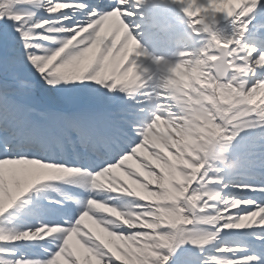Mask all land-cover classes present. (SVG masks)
<instances>
[{
	"label": "snow or ice",
	"instance_id": "obj_1",
	"mask_svg": "<svg viewBox=\"0 0 264 264\" xmlns=\"http://www.w3.org/2000/svg\"><path fill=\"white\" fill-rule=\"evenodd\" d=\"M68 2L79 7L52 10L54 4ZM170 5L187 18L193 46L201 37H208L211 43V33L204 31L202 23H196L204 14H195L207 0H0V220L37 185L60 182L65 176H84L94 185L99 175L119 167L138 150L144 139L143 129L152 119L145 99L149 88L134 93L129 83L135 75L146 79L145 70L163 58L160 49L174 37L185 35L175 33L168 14ZM233 19L216 16L217 23L227 22L212 29L216 38L223 39L221 30L237 28ZM238 23L248 25L241 44L255 48L252 59L264 54V0H256ZM88 25H94L86 33L91 37L90 46L60 55L65 41L75 32L49 29ZM130 45H135L131 55ZM85 73L87 78L82 79ZM258 80H264V68L248 81V87ZM21 82H28V86ZM38 88L75 97L80 104L75 108L35 107L28 98ZM216 123L226 129L222 146L230 158L237 157L234 148L249 134L254 137L249 145L248 180L237 182L241 163L232 171L219 165L208 170L205 165L187 196L211 190L215 198L204 197L195 209L181 200L179 207L185 209L182 219L156 228V245L138 257L141 264H264V224L253 233L257 242L247 246L221 243V236L225 230L253 227L229 224L227 220L213 224L203 219L218 213L234 218L260 213L264 219V124L234 128L221 117ZM202 184L207 189H202ZM36 191L39 194L40 189ZM95 199L88 190L81 198L62 195L60 200L45 198L43 203L37 195L29 208L38 210L47 222L39 221L26 230L0 226V264H57L69 248L76 252L72 242L77 230L85 231L89 217L99 216L89 207V201ZM205 201L210 207L203 208ZM237 201V206L229 207ZM108 227L124 235L148 231ZM49 231L52 235L44 244L23 246L30 250L21 251L18 242L37 240L35 234ZM80 240L92 247L90 239L81 236ZM67 259L74 264L73 256ZM105 259L107 264H118L112 256Z\"/></svg>",
	"mask_w": 264,
	"mask_h": 264
},
{
	"label": "bare ground",
	"instance_id": "obj_2",
	"mask_svg": "<svg viewBox=\"0 0 264 264\" xmlns=\"http://www.w3.org/2000/svg\"><path fill=\"white\" fill-rule=\"evenodd\" d=\"M245 1L246 0H207V5L200 7L203 9L202 13L204 14L201 18L204 22H209L211 20L215 21L217 15L232 17L233 15L230 16L229 14L237 10L236 17L240 21L242 17L245 16L242 10L245 8V5H247ZM156 2L160 3V0H156ZM56 4L58 5V3ZM56 4L53 6H56ZM200 8H198L196 15L201 14ZM116 19L118 20V17ZM224 22L227 23L226 21ZM245 25L247 24L243 23L238 25L234 31H228V35L223 39L217 38L206 45L205 53L210 49L217 50L222 42H224V44L221 45L219 56L213 65L214 71L220 75L222 79L229 74L230 68L236 70L239 68L245 71L250 69L248 64L251 63L249 59L253 53L252 48L241 44V42L237 43L238 39L240 40L245 32L243 31ZM69 45L75 49L77 45L81 47L90 46L89 42L86 40H74L71 41ZM197 45L201 48L203 44L198 43ZM233 45H235V47H233ZM132 46L135 52V45ZM132 46H129V55L133 52ZM237 60L243 61L245 65L239 66V63L236 64ZM258 61L259 60L256 59L253 62L255 66H257ZM202 62L205 63L206 60L203 59ZM145 63L148 62L145 61ZM255 68L258 67H254V69ZM177 70L178 69L175 68L173 71L167 57H163L153 62L151 66L145 70L146 79H142L140 75H135L131 78L129 87L134 90V93L138 92L140 88L148 87L149 91L145 93V98H149V96L154 97L161 109L170 112L175 119H160L158 116L154 115V113H151L150 110L152 119L151 123L146 127V130L152 129L149 132V139L146 140V148H140L141 155L138 150L134 151L130 156L134 160L128 165V169L126 168L121 174L116 170L108 171L105 173L106 175L104 177L95 180L94 183L96 186L97 184L99 185V190L114 186L123 193L125 199L123 201L114 202V208L112 206L111 209L108 210L110 215L108 222H110L109 225L112 228H118L120 226L143 228L153 233L151 235L144 234L146 231L133 232L128 235L114 233L109 230L107 223L101 217L99 221H97V216L89 217L86 229L91 231L102 227L100 231L101 234L98 242L92 244V247L81 248L83 254L86 256H79L81 259L78 261L74 260V264H107V260L105 259L106 256H112L114 259H117L118 264H141V260L138 257L142 253L149 252L156 245V237L154 235L156 228L167 223H179L180 219H182V216L174 215L176 212H179V210L175 213L171 212L170 209L165 210L163 205L167 202L160 204L159 199L164 197L171 205H179V202L183 199L178 190V188L181 187L175 184L172 179L175 180V178L178 177L181 182H183L187 178V172L191 168V165H194L196 158L199 157L200 150L205 148L209 139L216 133L214 129L209 127V118L216 122L218 115V112L217 115H215V106L212 103L216 102L222 105L223 112L225 109L231 107V100L234 97H239L240 94L237 91L222 86L219 82L214 86L208 85V81L200 80V70H195V77L190 79L189 82L183 83V81H181V84H183L181 85L173 80L172 73H175ZM179 73L180 72L175 73V76H178ZM82 79H86V77L83 76ZM230 83L237 84L235 81H231ZM152 84H162L166 87L157 90L149 87V85ZM189 85L190 90L187 92L185 89L189 87ZM202 86L207 88L211 96L212 115H214L215 118L209 115L206 116L205 113L198 111L205 97V94L201 91ZM158 91L160 93L159 95L157 94ZM169 92H175L176 95L171 96ZM246 96L250 98L253 105L257 102L260 103L258 109L254 110L252 105V107L239 110L229 118L228 123H240L241 125L250 127L248 123L251 117H261L260 121H262L264 118V91L263 93L262 91L249 92ZM246 96H240L242 97L241 100L246 101ZM177 113L180 115L177 116ZM217 126L220 130L224 129L220 125ZM216 153L223 156L225 160L220 165L221 168L226 167L223 164L228 165L234 163V160L230 158L226 159V152L216 150ZM123 164L127 166V161ZM160 166L163 171L157 173V167ZM229 169L234 170L235 168ZM150 170H152V172ZM223 170L226 169L223 168ZM157 181L159 182L155 189L154 197L146 196L148 193L145 189L149 190L151 184ZM210 182L212 181L210 180ZM202 189H207V185H204ZM202 192L203 197L207 196L208 199H213L216 196L211 190H204ZM92 195L96 196V193ZM46 198L53 197L46 196ZM2 199L3 194L0 193V202H2ZM138 201L141 203H138ZM94 204L95 202L93 205ZM15 207L16 206H13V208ZM208 207H210V205H208L206 201L203 208ZM229 207L233 206L230 205ZM90 209L95 213L99 212L100 215L101 213H106L105 206L101 202L98 206H91ZM224 211L227 212L228 209ZM219 216L220 218H218ZM229 218V216H225L223 213H218L214 217L210 216L203 219L204 222H211L213 224H218L221 220H227L229 224H240L241 227H253L252 229H245L244 231L245 234L250 235L254 232H259V229L254 228L255 226L253 225L264 223V219L261 218L260 213H256L255 215L249 214L239 218L233 217V219ZM99 225H101V227H98ZM79 240L80 239H77L76 242H72L73 245L76 246V252L79 251L80 246L77 243ZM232 242V239L221 240V243L226 244H231ZM97 245H99V247H97ZM69 249L71 250V248ZM74 253L75 252L72 251V254ZM87 255L89 256L88 258ZM58 264H73V261L67 260Z\"/></svg>",
	"mask_w": 264,
	"mask_h": 264
},
{
	"label": "clouds",
	"instance_id": "obj_3",
	"mask_svg": "<svg viewBox=\"0 0 264 264\" xmlns=\"http://www.w3.org/2000/svg\"><path fill=\"white\" fill-rule=\"evenodd\" d=\"M255 60V59H253ZM259 82H264V81H259ZM256 85L253 84L251 87H255ZM149 87H152V88H155L157 90H160V89H164L166 86L165 85H162V84H152V85H149ZM157 94L159 95V91L157 92ZM169 95L171 96H175L176 93L175 92H169ZM149 98L152 100L153 102V105H154V108H153V112L154 114H158L161 118H165V119H168V120H174L175 117L168 111L164 110V109H161V107L159 106V104L157 103L156 99L152 96H149ZM205 100H211V97L210 96H205L204 97ZM208 108L205 107L203 104L200 105V108L198 109L199 112L201 113H206L208 112ZM177 116L180 115L179 113L176 114ZM179 126V125H178ZM234 160V163L233 164H228L226 165L227 167L229 168H237L239 166V163H240V160H239V157L237 156L236 158H233Z\"/></svg>",
	"mask_w": 264,
	"mask_h": 264
},
{
	"label": "rangeland",
	"instance_id": "obj_4",
	"mask_svg": "<svg viewBox=\"0 0 264 264\" xmlns=\"http://www.w3.org/2000/svg\"><path fill=\"white\" fill-rule=\"evenodd\" d=\"M189 199H191V197L188 198L187 202L185 201L186 204H188ZM189 202L191 203V200Z\"/></svg>",
	"mask_w": 264,
	"mask_h": 264
}]
</instances>
